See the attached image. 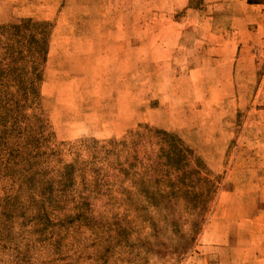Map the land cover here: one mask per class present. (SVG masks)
Wrapping results in <instances>:
<instances>
[{
	"label": "rangeland",
	"instance_id": "rangeland-1",
	"mask_svg": "<svg viewBox=\"0 0 264 264\" xmlns=\"http://www.w3.org/2000/svg\"><path fill=\"white\" fill-rule=\"evenodd\" d=\"M253 235L264 3L0 0V264H260Z\"/></svg>",
	"mask_w": 264,
	"mask_h": 264
},
{
	"label": "crops",
	"instance_id": "crops-1",
	"mask_svg": "<svg viewBox=\"0 0 264 264\" xmlns=\"http://www.w3.org/2000/svg\"><path fill=\"white\" fill-rule=\"evenodd\" d=\"M259 235H253L248 247H243L245 252H250V259L258 261L260 264H264V238L260 241Z\"/></svg>",
	"mask_w": 264,
	"mask_h": 264
},
{
	"label": "trees",
	"instance_id": "trees-1",
	"mask_svg": "<svg viewBox=\"0 0 264 264\" xmlns=\"http://www.w3.org/2000/svg\"><path fill=\"white\" fill-rule=\"evenodd\" d=\"M251 4H262L264 0H249Z\"/></svg>",
	"mask_w": 264,
	"mask_h": 264
}]
</instances>
